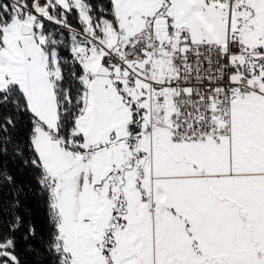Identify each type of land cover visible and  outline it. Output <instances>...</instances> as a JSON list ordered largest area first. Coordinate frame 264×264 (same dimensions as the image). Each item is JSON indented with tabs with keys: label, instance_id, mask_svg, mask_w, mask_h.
I'll return each mask as SVG.
<instances>
[{
	"label": "snow or ice",
	"instance_id": "obj_1",
	"mask_svg": "<svg viewBox=\"0 0 264 264\" xmlns=\"http://www.w3.org/2000/svg\"><path fill=\"white\" fill-rule=\"evenodd\" d=\"M0 264H264V0H0Z\"/></svg>",
	"mask_w": 264,
	"mask_h": 264
}]
</instances>
